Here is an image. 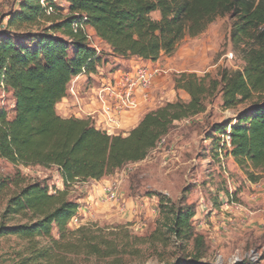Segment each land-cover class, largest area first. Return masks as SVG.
Segmentation results:
<instances>
[{
    "label": "trees",
    "instance_id": "obj_1",
    "mask_svg": "<svg viewBox=\"0 0 264 264\" xmlns=\"http://www.w3.org/2000/svg\"><path fill=\"white\" fill-rule=\"evenodd\" d=\"M16 1L18 7L6 14L7 24L0 30V88L15 99L13 117L0 108V160L17 168L15 175L0 178V199L9 196L0 239L16 236L27 241L23 264H70L69 254L112 255L115 250L93 232L70 227L80 203L69 198V187L99 181L129 163L145 160L175 122L204 113L207 99L218 93L226 109L255 100L235 122L213 124L206 134L213 151L205 159L221 165L225 152L251 182L260 181L264 174V0H66L67 6L45 0L53 8L50 14L42 0ZM156 12L159 17L154 18ZM226 15L239 18L232 38L253 42L245 49L244 68H219L215 76L176 75L175 87L184 90L189 100L178 98L147 111L127 136L110 135L91 119L58 113L72 80L84 69L88 75L98 73L103 63V53L89 41V29L114 57L156 61L161 54H172L186 35L196 36ZM43 22L49 25L41 29ZM228 131L231 149L223 139ZM35 166L56 167L64 188L30 181L20 169ZM152 195L159 197L160 207L169 208L166 196ZM170 212L169 231L177 239L193 237L198 246L194 256L170 264H262L248 257L234 263L204 261L206 240L193 226L196 206L180 203L170 206ZM15 220L19 221L6 222ZM43 238L49 243L42 244Z\"/></svg>",
    "mask_w": 264,
    "mask_h": 264
},
{
    "label": "rangeland",
    "instance_id": "obj_2",
    "mask_svg": "<svg viewBox=\"0 0 264 264\" xmlns=\"http://www.w3.org/2000/svg\"><path fill=\"white\" fill-rule=\"evenodd\" d=\"M55 1L67 6L66 0ZM17 7L16 0H0V30L7 24L6 14ZM153 17H159V13H154ZM238 21L239 18L235 16H218L204 32L196 36L186 35L172 54H161L156 61H145L137 57L127 60L114 57L107 44L91 29L89 41L103 53L100 73L108 74L120 68L137 65L163 68V75L151 92L155 99L140 111L142 117L147 111L166 102L176 101L178 98L189 100V95L184 90L175 87L174 78L182 72L215 76L219 68H244L245 49L252 47L253 42L232 38V31ZM47 25L48 22H43L40 28H46ZM96 82V78H83L77 84V89L83 97H88L93 93L92 87ZM254 100L226 109L222 105L221 94L218 93L207 99L204 113L175 122L164 145L152 150L145 160L129 163L115 171L108 176L110 182L88 180L87 184L77 182L70 186L69 198L78 201L82 207L79 227L93 232L100 241H105L107 247L115 250L110 256L69 254L70 264H170L179 258L194 256L198 251L194 238L177 239L169 231L172 220L170 206L180 203L196 206L197 214L193 219V226L194 232L202 234L206 240L204 261L220 263L223 260L224 263L233 261L235 256L246 257L253 249V246L244 247L246 240L251 244L260 240L259 245L256 243L254 246L262 248L264 225L252 217L262 216L264 213L262 210L258 213V209L264 205L263 198L258 196L254 201L255 192L262 191L263 185L255 188L257 182H251L246 172L225 152L220 157L221 165L205 159L213 151L210 139H206L213 124L230 119L235 122L239 113L249 109ZM14 104L13 94L0 88V108L7 110L10 117L14 116ZM129 132L127 129L124 136ZM20 169L30 181H43L54 188H64L56 167L35 166ZM16 170L10 162L0 160V178L13 176ZM261 179H264V174ZM116 180L122 182L119 202L103 201V187ZM152 192L166 196L169 208L160 207L159 197L153 196ZM250 195L253 197L251 201L247 199ZM8 197L0 199V223ZM227 202L235 204L225 208ZM241 213L249 217L244 222L245 217L242 218ZM18 221L6 222L13 224ZM254 224L256 229H251ZM77 226L73 222L70 225L73 229L79 228ZM54 236L58 238L57 231ZM252 236L257 239L253 240ZM41 243L46 245L49 240L43 238ZM26 246L27 241L16 236L0 239V264H23V258L28 256ZM241 249L244 251L240 252ZM259 260L264 264V250Z\"/></svg>",
    "mask_w": 264,
    "mask_h": 264
},
{
    "label": "built area",
    "instance_id": "obj_3",
    "mask_svg": "<svg viewBox=\"0 0 264 264\" xmlns=\"http://www.w3.org/2000/svg\"><path fill=\"white\" fill-rule=\"evenodd\" d=\"M41 3L46 7L48 14L53 11L52 7L47 6L45 0H42ZM88 37L90 39V33ZM99 70H101V66L98 67ZM163 72V68L153 65L120 68L108 74L99 71V73L88 75L84 69L72 80L68 96L62 100L68 104L69 108L67 116L64 117L91 119L98 129L110 135H124L127 129L130 130L124 123L125 117L131 112L145 108L154 101L155 97H152L151 92L156 87ZM90 77L96 78L97 82L92 87V89L94 88L93 93L88 97H83L77 89V84L81 79ZM223 139L226 141L227 148L231 149L229 131L223 136ZM165 143L166 136L161 138L157 147ZM130 169L131 166L128 167V170ZM121 183V180H116L105 185L103 187V201L119 202ZM254 187L261 188L262 185L257 182ZM234 204L227 202L225 208H230V205L233 206ZM81 208L79 207L77 214L71 221V224L73 222L78 225L77 227L80 226L79 220L82 214L79 213L82 211ZM259 256L258 251L252 250L246 257L256 261ZM243 258L235 256L233 261L229 260V262L234 263ZM220 263H223V260Z\"/></svg>",
    "mask_w": 264,
    "mask_h": 264
},
{
    "label": "crops",
    "instance_id": "obj_4",
    "mask_svg": "<svg viewBox=\"0 0 264 264\" xmlns=\"http://www.w3.org/2000/svg\"><path fill=\"white\" fill-rule=\"evenodd\" d=\"M68 104H66V102L64 101V102H62V103H60V104H58V107H57V110H58V112L62 115V116H67V112H68ZM144 108H142V109H140V110H138V111H135V112H131V113H129L126 117H125V120H124V123H125V125L126 126H128L129 128H130V130L132 129V128H134L138 123H139V121L141 120V110H143ZM143 116V115H142ZM92 181H95V182H102V183H107V182H110L111 181V179H110V177L108 178V176H106V177H104L102 180H100V181H97V180H92ZM261 182V185H263V187H262V191H256L255 192V197H256V199H255V197H254V201L255 200H257L258 199V196H259V198L261 197V198H263V200H264V179H261L260 180ZM87 183H89L88 181L87 182H82V184H87ZM60 188H62V187H60ZM63 189V188H62ZM260 190V189H259ZM261 194V195H260ZM248 200H252L253 199V197H251V195L247 198ZM263 211L264 212V205L262 206V207H260V209H258V213L260 212V211ZM256 213V212H255ZM241 215H243V217L242 218H244L243 219V222L244 221H246L247 220V218H249V217H247V215L246 214H244V213H241ZM254 220H256V221H259L261 224H262V226L264 225V213H262V216H254V217H252ZM237 219H240V218H237ZM256 223V222H255ZM245 224V223H244ZM257 224V223H256ZM256 224H254V226H252L251 227V229H256L255 228V225ZM241 226H242V224H241ZM251 226V225H250ZM250 226H248V227H250ZM259 226V225H258ZM243 227H246V225H244ZM242 227V228H243ZM247 227V228H248ZM261 237V236H260ZM249 238V237H248ZM251 239V238H250ZM252 239L253 240H256L257 238H255V236H254V238H253V236H252ZM260 239V238H259ZM252 240V241H253ZM260 241V240H259ZM259 241H255V242H253L252 244H251V242H247V240H246V242H245V244H244V247L246 248V247H251L252 248V246H253V249L252 250H255V249H259L260 251H258V253L259 254H261V252L264 250V246H262V248H258V246H254V244H256V245H259ZM261 245V244H260ZM244 248V249H245ZM255 248V249H254ZM234 249H235V246H234ZM244 249H241V251L240 252H243L244 251ZM251 250V251H252ZM250 251V252H251ZM237 253H239V252H237ZM246 254V253H245ZM230 259V257H228V260Z\"/></svg>",
    "mask_w": 264,
    "mask_h": 264
}]
</instances>
